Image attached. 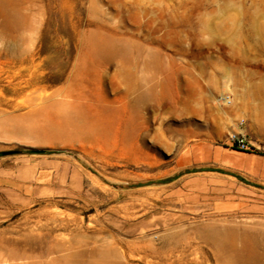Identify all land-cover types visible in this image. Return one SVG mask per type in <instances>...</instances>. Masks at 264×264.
I'll use <instances>...</instances> for the list:
<instances>
[{
  "label": "rangeland",
  "instance_id": "374dc122",
  "mask_svg": "<svg viewBox=\"0 0 264 264\" xmlns=\"http://www.w3.org/2000/svg\"><path fill=\"white\" fill-rule=\"evenodd\" d=\"M0 153V264H264V0H0Z\"/></svg>",
  "mask_w": 264,
  "mask_h": 264
},
{
  "label": "built area",
  "instance_id": "2783aa9c",
  "mask_svg": "<svg viewBox=\"0 0 264 264\" xmlns=\"http://www.w3.org/2000/svg\"><path fill=\"white\" fill-rule=\"evenodd\" d=\"M231 142L236 144L239 148H245L246 144L244 139L238 138V137H232Z\"/></svg>",
  "mask_w": 264,
  "mask_h": 264
},
{
  "label": "bare ground",
  "instance_id": "6f19581e",
  "mask_svg": "<svg viewBox=\"0 0 264 264\" xmlns=\"http://www.w3.org/2000/svg\"><path fill=\"white\" fill-rule=\"evenodd\" d=\"M135 83V82H134ZM138 87V86H137ZM136 87V88H137ZM223 100L226 102V103H229V101H228V98H225V97H223Z\"/></svg>",
  "mask_w": 264,
  "mask_h": 264
},
{
  "label": "water",
  "instance_id": "95a60500",
  "mask_svg": "<svg viewBox=\"0 0 264 264\" xmlns=\"http://www.w3.org/2000/svg\"><path fill=\"white\" fill-rule=\"evenodd\" d=\"M0 156H4V153H0Z\"/></svg>",
  "mask_w": 264,
  "mask_h": 264
}]
</instances>
